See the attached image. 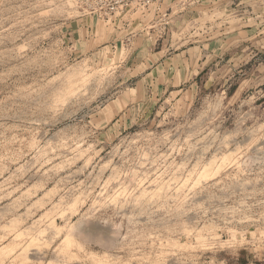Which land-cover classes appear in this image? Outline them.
Returning a JSON list of instances; mask_svg holds the SVG:
<instances>
[{"label":"rangeland","instance_id":"374dc122","mask_svg":"<svg viewBox=\"0 0 264 264\" xmlns=\"http://www.w3.org/2000/svg\"><path fill=\"white\" fill-rule=\"evenodd\" d=\"M96 2L0 0V264H264V0Z\"/></svg>","mask_w":264,"mask_h":264},{"label":"crops","instance_id":"0c3cea01","mask_svg":"<svg viewBox=\"0 0 264 264\" xmlns=\"http://www.w3.org/2000/svg\"><path fill=\"white\" fill-rule=\"evenodd\" d=\"M177 1L178 0H176V2ZM195 4L196 2L192 1L190 3L191 6H189L188 8L194 7ZM180 5L176 7H180ZM151 21H153V18L150 15L146 19V26H149L147 24ZM131 31L132 33L136 34V36L144 31V33L139 36H142L143 39L145 37L147 40L149 39V41L152 40L153 44L151 42H149L148 44L150 47L151 45L153 46L154 44H156V41L161 38V36H159L161 32L160 30H158V28L154 31L148 30L145 27H143L142 29V27L134 23L133 25L131 24L130 32ZM152 31L153 33H151ZM122 33L123 32H121V34ZM199 35V32H196L194 35H189L183 30H171V41L169 43L163 41V43L157 45L156 48L152 49V51L150 52L151 73L154 74L156 72L164 71L167 73L172 72L174 74L176 71H185L186 69L191 67V65L199 64L200 59H196V56L198 53H201L202 47L208 46L207 44H200V40L198 38Z\"/></svg>","mask_w":264,"mask_h":264},{"label":"bare ground","instance_id":"6f19581e","mask_svg":"<svg viewBox=\"0 0 264 264\" xmlns=\"http://www.w3.org/2000/svg\"><path fill=\"white\" fill-rule=\"evenodd\" d=\"M255 148H257V147H255ZM258 148H260V147H258ZM254 150H255V149H254ZM257 150H258V149H257ZM261 150H262V149H261ZM255 152H256V151H255ZM262 152H263V151H262ZM257 153H259V152L257 151ZM263 153H264V152H263ZM262 155H263V154H262ZM179 183H180V182H179ZM162 184H163V183H162ZM168 184H169V183H168ZM181 184H182V183H181ZM181 184H180V185H181ZM195 184H196V183H195ZM156 185H157V184H156ZM178 185H179V184H178ZM178 185H177V186H178ZM183 185H184V184H183ZM186 185H187V184H186ZM196 185H197V184H196ZM196 185H195V186H196ZM214 185H217V184H214ZM164 186H165V185L163 184L162 187L164 188ZM175 186H176V185H175ZM177 186H176V187H177ZM162 187H161V188H162ZM176 187H175V188H176ZM184 187H185V186H184ZM186 187H187V186H186ZM190 187H191V186H190ZM193 187H194V186H193ZM196 187H197V186H196ZM196 187L193 188V189L195 190ZM158 188H160V187H158ZM166 188H167V187H166ZM169 188H170V186H169ZM171 188H172V186H171ZM182 188H183V187H182ZM203 188H204V187H203ZM177 189H178V187H177ZM183 189H184V188H183ZM201 189H202V188H201ZM204 189H205V188H204ZM142 190H144V189H142ZM160 190H161V189H160ZM162 190H164V189H162ZM166 190H168V189H166ZM172 190H173V189H172ZM179 190H180V189H179ZM191 190H192V189H190L189 191H191ZM182 191H183V190H182ZM182 191L180 190V192H182ZM195 191H196V190H195ZM158 192H159V190H158ZM161 192H162V191H161ZM166 192H167V191H166ZM174 192H175V191H174ZM176 192H177V191H176ZM178 192H179V191H178ZM199 192H201V191H199ZM199 192H198V193H199ZM142 193H143V192H142ZM183 193H184V191H183ZM161 194H162V193H161ZM161 194H160V195H161ZM163 194H164V191H163ZM181 194H182V193H181ZM185 194H186V193H185ZM192 194H193V190H192ZM207 194H208V193H207ZM144 195H146V194H144ZM160 195H159V196H160ZM170 195H172V194H170ZM175 195H176V194H175ZM194 195H196V194H194ZM133 196H134V195H133ZM135 196H136V194H135ZM138 196L141 197V194L138 195ZM157 196H158V195H157ZM164 196L166 197V195H164ZM164 196H163V197H164ZM172 196H173V195H172ZM176 196H177V195H176ZM179 196H181V195H179ZM179 196H178V197H179ZM184 196H186V195H184ZM197 196H198V195H197ZM205 196H206V195H205ZM208 196H209V195H208ZM140 197H139V198H140ZM165 197H164V200L167 199V198H165ZM173 197H174V196H173ZM189 197H192V195H191V196L189 195ZM199 197H201V195H200ZM199 197H198V198H199ZM202 197H203V196H202ZM136 198H137V196H136ZM136 198H135V199H136ZM139 198H138V201H139ZM143 198H144V196H143ZM145 198H146V197H145ZM154 198H156V196H154ZM154 198H152V199H154ZM159 198H160V197H159ZM168 198H169V197H168ZM174 198H175V197H174ZM176 198H177V197H176ZM183 198H184V197H183ZM187 198H188V197H187ZM192 198H193V197H192ZM194 198H195V197H194ZM196 198H197V197H196ZM150 199H151V198H150ZM157 199H158V197H157ZM162 199H163V198H162ZM162 199H160L159 201H161ZM169 199H170V198H169ZM180 199H182V198H180ZM188 199H189V198H188ZM188 199H186V200H188ZM200 199H201V198H200ZM141 200H142V199H141ZM141 200H140V201H141ZM145 200H146V199H145ZM145 200H144V201H145ZM171 200H173V198H172ZM171 200H170V201H171ZM186 200H185V202H186ZM150 201H151V200H150ZM154 201H155V199L153 200V202H154ZM165 201H166V200H165ZM191 201H192V200H191ZM194 201H195V200H194ZM147 202L149 203V199H147ZM162 202H163V201H162ZM175 202H176V199H175ZM185 202H184V203H185ZM197 202H198V201H197ZM133 203L136 204V202H133ZM138 203H139V202H138ZM145 203H146V202H145ZM145 203H144V204H145ZM150 203H151V202H150ZM150 203H149V204H150ZM157 203H158V202H157ZM166 203H167V202H166ZM182 203H183V201H182ZM134 204H133L132 206L129 207V210H130L131 207H134ZM140 204H141V203H140ZM149 204H147V206H148ZM152 204H153V203H151V205H152ZM154 204H155V203H154ZM163 204H164V203H163ZM168 204H169V203H168ZM115 205H116V204H115ZM137 205H138V204H137ZM158 205H159V204H158ZM160 205H161V204H160ZM139 206H140V205H139ZM139 206H138V207H139ZM143 206H144V205H143ZM161 206H162V205H161ZM136 207H137V206H136ZM136 207H135V208H136ZM157 207H159V206H157ZM164 207H165V206H164ZM135 208H134V209H135ZM140 208H141V207H140ZM159 208H161V207H159ZM145 209H146V208H145ZM156 209H157V208H156ZM131 210H132V209H131ZM139 210L141 211V209H139ZM147 210H149V208H147ZM134 211H135V210H134ZM134 211H133V212H134ZM143 211L146 213V211H145L144 209H143ZM143 211H142V214H143ZM131 212H132V211H131ZM131 212L129 211V213H131ZM135 212H136V211H135ZM119 213H120V212H119ZM136 213H137V212H136ZM145 213H144V214H145ZM133 214H134V213H133ZM139 214H140V213H139ZM139 214H138V215H139ZM136 215H137V214H136ZM131 216H132V215H131ZM139 217L141 218L142 216L140 215ZM130 218L133 219V217H130ZM142 218H143V217H142ZM137 220H139L138 217H137ZM137 220H136V221H137ZM140 220H141V219H140ZM131 221H132V220H131ZM131 221H130V222H131ZM136 221H134V222H136ZM49 224H50V222H49ZM53 224H54V223H53ZM47 226H48V225H47ZM49 226H50V225H49ZM51 226H52V223H51ZM53 226H55V225H53ZM53 226H52V228H51V227H48V228H50V229H54L55 227L53 228ZM55 230H56V229H55ZM41 231H42V230H41ZM25 233H26V232H25ZM56 233H57V232H56ZM17 234H18V232L16 233V235H17ZM57 234H58V233H57ZM59 234H60V233H59ZM108 234H110V232H108ZM18 236L21 237V234L19 233ZM18 236H16V237H18ZM20 237H19V238H20ZM29 243H30V242H29ZM31 243H32V242H31ZM23 244H24V243L22 242V245H23ZM33 244H34V243H33ZM14 245H15V246H18V243L14 244ZM27 245H28V243H27ZM27 245H26V246H27ZM2 246H3V245H2ZM2 246H1V247H2ZM26 246H25V247H26ZM28 246H29V245H28ZM1 247H0V248H1ZM19 247H21V246L15 247V249H16V248L18 249ZM25 247H23V248H25ZM63 247H64V246H63ZM66 247L68 248V246H65L64 248H66ZM29 248H30V246L28 247V249H29ZM58 248H59V247H58ZM34 249H36V247H35ZM59 250H60V249H59ZM14 251H15V250H14ZM0 252H1V251H0ZM38 252H39V250H38ZM41 252H42V251H41ZM61 252H62V251H61ZM63 252H64V251H63ZM63 252H62L60 255H63V254H64ZM9 253H10V252H9ZM9 253H7V254L5 255V257H6ZM14 253H15V252H14ZM18 253H19V252H18ZM20 253H21V252H20ZM34 253H35V252H34ZM36 253H37V250H36ZM42 253H43V252H42ZM56 253H57V252H56ZM10 254H12V253H10ZM57 254H59V253H57ZM57 254H56V255H57ZM67 254H68V253H67ZM67 254H64V255H67ZM0 255H2V252L0 253ZM42 255H43V254H42ZM8 256H10V255H8ZM8 256H7V257H8ZM11 256H12V255H11ZM11 256H10V257H11ZM39 256H40V255H39ZM70 256H71V255H70ZM70 256H67V257H70ZM0 257H1V256H0ZM2 257H3V255H2ZM2 257H1L0 261L3 260ZM5 257H4V259H5ZM13 257H14V256H13ZM63 257H64V256H63ZM65 257H66V256H65ZM70 258H71V257H70ZM13 259H14V258H13ZM18 259H19V258H18ZM18 259H17V260H18ZM67 259H68V258H66V260H67ZM71 259H72V258H71ZM7 260H8V259H7ZM63 260H64V259H63ZM3 261H4V260H3ZM8 261H9V260H8ZM10 261H12L11 264H13V260L11 259ZM55 261H56V260H55ZM67 261H69V260H67ZM67 261H66V262L64 261V263H67ZM15 262H16V261H15ZM23 262H26V260L23 261ZM59 262H60V261H59ZM3 263H4V262H3ZM64 263H63V264H64ZM6 264H7V263H6ZM18 264H20V263H18ZM21 264H22V263H21ZM24 264H25V263H24ZM52 264H53V263H52ZM56 264H58V260H57V263H56ZM60 264H62V263L60 262Z\"/></svg>","mask_w":264,"mask_h":264},{"label":"built area","instance_id":"2783aa9c","mask_svg":"<svg viewBox=\"0 0 264 264\" xmlns=\"http://www.w3.org/2000/svg\"><path fill=\"white\" fill-rule=\"evenodd\" d=\"M131 0H97V6H100L101 8L106 7V12L112 13L113 11L117 10L116 8L118 6H122L124 4L129 3ZM156 0H140L141 3H145L147 6L154 3ZM163 19L160 20L162 22ZM158 26H155L154 29H157ZM165 29V28H164ZM164 29L160 28V32H163Z\"/></svg>","mask_w":264,"mask_h":264}]
</instances>
